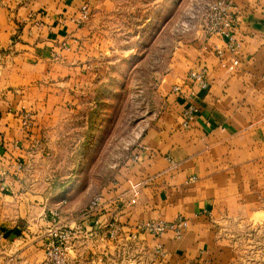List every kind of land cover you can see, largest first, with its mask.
I'll list each match as a JSON object with an SVG mask.
<instances>
[{"label":"crops","instance_id":"0c3cea01","mask_svg":"<svg viewBox=\"0 0 264 264\" xmlns=\"http://www.w3.org/2000/svg\"><path fill=\"white\" fill-rule=\"evenodd\" d=\"M84 5L91 17L82 24ZM116 6V0H0V264H49L46 245L56 226L73 234L65 264H240L239 243L230 236L238 230L251 241L264 212L257 193L264 188V0H237L239 53L204 29L180 43L154 86L152 114L132 151L139 159L121 158L115 176L110 172L100 183L103 202L90 210L91 201L79 206L75 200L85 186L83 143L64 164L67 170L38 143L48 140L52 114L75 110L82 88L97 90L98 72L86 61L110 57L96 26ZM201 70L206 88L189 77ZM82 77H90L89 84ZM189 102L197 114L185 126ZM101 103L90 115L100 113L95 123L106 124L112 105ZM25 112L33 114L28 130ZM89 133L87 155L95 153L98 138ZM130 181L141 183L133 204ZM178 216L188 220L180 237L133 227ZM111 220L129 226L113 236Z\"/></svg>","mask_w":264,"mask_h":264},{"label":"rangeland","instance_id":"374dc122","mask_svg":"<svg viewBox=\"0 0 264 264\" xmlns=\"http://www.w3.org/2000/svg\"><path fill=\"white\" fill-rule=\"evenodd\" d=\"M211 1L213 0H116L117 6L114 11L103 15L96 28L101 34L99 38L104 49L108 46L111 55L107 58L101 55L99 58L86 61V68L95 67V71L98 72L97 90L85 91L82 88L79 94L80 104L75 110L66 108L52 114L53 117L46 122L48 140L45 138L38 143L40 150L45 151L46 148V152L52 154L51 162L56 160L55 164L63 166L65 170L67 169L64 168V164L67 165L69 162L72 151H76L83 143L79 154L82 155L81 174L85 176V186L75 199L79 206L91 201L89 209L92 210L91 204L96 196L101 195L105 198L104 194L99 192L100 183L110 172L115 176L121 158L127 156L129 159L133 153V147L137 144L139 133L144 126V118L152 114L154 86L168 71L173 53L181 46L180 43L199 35L202 29L207 37L214 36L208 33L205 21L207 7ZM84 13L87 16H84ZM79 16H81L79 23L83 24L90 20L91 11L88 5L82 7ZM82 80L86 85L91 78L82 77ZM104 101L107 105L110 103L112 105L111 117L106 124L104 122L97 124L95 120L99 119L100 113L97 116L96 113L90 115V112L95 102L98 104L102 102L101 104L106 106ZM25 113L22 125L28 130L27 127L32 125L33 114ZM88 117L92 118V122H89ZM89 132L98 133L96 143L91 149L95 153L91 155L86 154L88 147L87 141L86 143L84 141ZM36 164L41 167L45 161H37ZM32 173L42 179V171L34 170ZM90 183L91 186L88 188ZM257 193L258 199L262 197L259 206L264 210V188L257 187ZM179 217L183 216L176 219ZM148 220L137 221L133 227L137 230L140 222ZM114 222L120 224V227L129 226L111 220L108 225L113 236L117 235L120 228L114 230ZM254 226L256 229L252 227L251 241L238 230L235 237L230 236L239 243L240 264H264V212L256 217ZM100 227L104 225L101 224ZM187 227L188 224L180 235L174 230L168 231H173L176 237H180ZM57 228L69 229L64 226H56L54 229ZM66 244L69 248L71 239ZM157 251L163 252L161 245Z\"/></svg>","mask_w":264,"mask_h":264},{"label":"built area","instance_id":"2783aa9c","mask_svg":"<svg viewBox=\"0 0 264 264\" xmlns=\"http://www.w3.org/2000/svg\"><path fill=\"white\" fill-rule=\"evenodd\" d=\"M84 16H87L84 13ZM206 29L211 35H219L223 38L229 40V46L231 51L234 54H237L240 49V43L235 38V29L239 23V14L237 12V0H213L208 4L206 12ZM217 51L222 55V50L217 47ZM235 64L239 63V60L235 58L233 60ZM189 77L198 81L202 84L204 88L208 86L206 79V74L204 70L201 71H192ZM175 91L182 93L180 86L175 87ZM197 114V108L192 103L186 106L184 111V125L188 126L190 122L194 119ZM139 153L133 152L130 155V159L138 160ZM131 183V192L132 197L130 204L136 202L138 195L140 194L141 183L133 182ZM103 197L101 195L96 196L91 204V209H97L103 202ZM128 213L125 212L124 216H127ZM188 222L183 217H179L173 222H165L162 220H148L140 222L137 226L138 233H151L155 236H160L168 230H174L176 234L180 235L183 229L187 226ZM112 225V223H111ZM114 230L120 227V224L114 222ZM72 232L70 229L57 228L51 232V241L47 247V261L49 264H65L67 262V241L71 238ZM136 237V235H133Z\"/></svg>","mask_w":264,"mask_h":264},{"label":"trees","instance_id":"16d2710c","mask_svg":"<svg viewBox=\"0 0 264 264\" xmlns=\"http://www.w3.org/2000/svg\"><path fill=\"white\" fill-rule=\"evenodd\" d=\"M92 114H94V113H92ZM97 114H98V112H97Z\"/></svg>","mask_w":264,"mask_h":264}]
</instances>
